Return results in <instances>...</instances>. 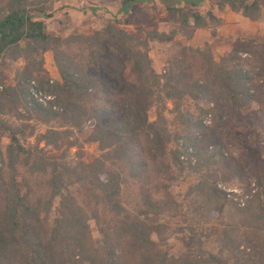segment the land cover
<instances>
[{"label": "trees", "instance_id": "16d2710c", "mask_svg": "<svg viewBox=\"0 0 264 264\" xmlns=\"http://www.w3.org/2000/svg\"><path fill=\"white\" fill-rule=\"evenodd\" d=\"M58 1L0 7V66L25 62L16 83L0 92L7 102L0 114L23 115L17 125L0 116V264H264V178L253 179L216 149L206 136L212 127L189 111L202 99L208 107L215 101L206 110L214 121L225 111L235 115L258 100L251 79L207 48L183 47L164 73L150 55L152 43L192 41L219 25L213 8L200 12L206 1L264 21V0H102L119 2L124 16L153 6L173 15L171 31H148L144 39L119 22L91 36L50 34L46 21L57 16ZM94 7L93 14L102 9ZM50 51L60 75L52 83L44 62ZM107 51L124 56L134 83L104 104L96 71ZM188 56L206 71L203 80ZM32 80L49 91L48 106L31 97ZM89 144L99 152L91 160ZM234 188L241 193L227 191Z\"/></svg>", "mask_w": 264, "mask_h": 264}, {"label": "rangeland", "instance_id": "374dc122", "mask_svg": "<svg viewBox=\"0 0 264 264\" xmlns=\"http://www.w3.org/2000/svg\"><path fill=\"white\" fill-rule=\"evenodd\" d=\"M101 2L102 0H59L55 3V8L58 10L57 16L55 19L46 21L47 32L64 37L73 33L91 36L95 31L105 29L108 24L119 22L118 26L144 39L148 31L169 32L175 25L173 15L165 9H158L155 6L134 7L128 16H124L119 13V2ZM5 3L6 0H0V7ZM105 5L109 8L108 12L103 9ZM94 6L102 9L97 14H93ZM212 8L215 15L222 20L219 25H213L210 29L198 30L192 41L178 36L175 42L169 45L152 43L150 55L156 70L164 73L170 60L183 57V47L207 48L210 49L217 62L227 56L229 59L231 57L229 60L231 66H237L246 73L248 80L251 79L248 85L251 88L250 93L257 96L258 100L243 107L233 116L227 115L225 111L218 122L214 121L212 114L206 115V110L213 107L215 101L210 107L206 100L201 99L199 105L194 101L190 102L189 111L195 118L203 120L205 124L212 127V131L206 133V136L210 137V143L215 142L216 149L242 162L246 173L253 179L264 178V21H251L228 6L221 10L217 5L212 6L211 1L203 3L199 10L207 14ZM107 45L108 48H115L113 44ZM44 60L48 77L52 83L60 78L54 53L47 52ZM187 62L195 76L203 80L206 71L202 70L194 56H188ZM99 65L100 69L96 71V74L106 92L104 104L110 99L119 101L118 96L121 94V89H128L134 83V77L129 72L130 64L124 56L120 54L113 56L107 51L99 55ZM24 66L23 60L0 66V92L4 90L5 85L11 86L16 83V78ZM111 66H114L116 72L111 69ZM26 87L33 99L48 106V101L52 98L49 97V91L44 86L41 87L37 80H32L27 83ZM35 91L37 96L33 94ZM217 101L221 103L222 100L217 97ZM0 104L7 106V102L2 97H0ZM200 108H204L205 111H201ZM14 112H7L6 115L0 114V116L12 125L20 124L23 115L19 120L18 113L15 110ZM154 115L151 113V118H154ZM198 132L201 137H205V134ZM8 143V139L2 140L4 150ZM210 149L213 147L210 146ZM85 151L87 160L93 159L99 153L96 144L86 145ZM184 158L195 162L194 156L184 154L182 159ZM227 191L241 193L236 188L227 189ZM175 223L177 224V220ZM168 238H172L169 241L170 245L175 243L173 236ZM172 249L177 254L183 250L180 244L174 245Z\"/></svg>", "mask_w": 264, "mask_h": 264}, {"label": "built area", "instance_id": "2783aa9c", "mask_svg": "<svg viewBox=\"0 0 264 264\" xmlns=\"http://www.w3.org/2000/svg\"><path fill=\"white\" fill-rule=\"evenodd\" d=\"M34 94V96H37V93H36V91L33 93ZM51 98V97H50Z\"/></svg>", "mask_w": 264, "mask_h": 264}]
</instances>
